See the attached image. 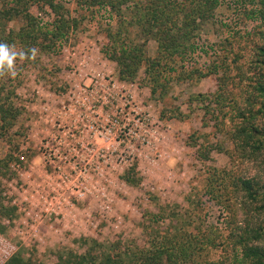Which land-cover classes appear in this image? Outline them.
Listing matches in <instances>:
<instances>
[{"label": "rangeland", "instance_id": "obj_1", "mask_svg": "<svg viewBox=\"0 0 264 264\" xmlns=\"http://www.w3.org/2000/svg\"><path fill=\"white\" fill-rule=\"evenodd\" d=\"M60 1L66 18L79 21L77 28L71 26L66 40L59 43L58 51L50 54L38 53L21 59L19 48L10 49V55H18H12L13 69L1 79L9 83L12 72L18 73L21 80L15 86V102L21 113L9 130L11 140L0 141L4 149L10 141L7 147L21 161L18 168H11L16 176L1 178L3 194L10 200L16 198L21 208L11 219L0 217V264L16 252L25 259L30 258L33 264H53L57 254H83L90 247L91 251L108 252L117 241L142 246L147 244V237L156 232L183 233L184 229L198 232L197 236L211 230L220 234L215 239L218 243L203 248L199 258L206 264H232L233 252L239 250L234 234L245 226L252 211L249 206V211L244 212L241 198L231 214L207 196L208 170L229 168L230 159L224 151L213 149L210 159L201 161L196 147L187 143L188 135L195 132L199 135L198 143L207 140L223 148L233 147L229 138L216 129L214 120L203 126L206 118L201 106L189 101L195 94L212 93L217 87V73L199 80L175 78L161 100L151 96L142 65L131 80L136 84L133 100L121 107L122 100L118 98L107 112L110 118L126 120L129 125L140 117L147 131L143 133L140 128L139 133L149 142L141 143L133 133H126L129 127L135 132L138 127H114L108 137L92 133L87 127V136L79 146L85 150L83 146L87 142V156L57 158L50 162L43 157L41 141L53 131V122L58 119L53 110L60 106V94L73 84L84 86L87 83L90 87L88 84L97 73L109 72L118 78L117 63L106 57L102 49L107 42L105 30L117 28V17L110 15L107 9H86L77 0ZM257 2L219 0L212 17L200 22L189 41L194 48L187 56L190 65L202 68L219 60L218 56L230 61L234 52L239 53L237 62L242 65L253 61L250 38H256L254 29L259 24V17L252 13L256 6L259 7ZM129 7L123 9L128 20ZM32 12L38 16L40 24L47 27L54 19L48 8L37 10L33 6ZM20 23L14 20L9 24L17 28ZM139 34L138 26L132 23L123 32V41L140 40ZM156 45L153 39H148L145 55L154 56ZM222 49L227 52L222 54ZM235 71L233 68L231 73ZM12 83L15 84V80ZM169 107H178L188 115L182 120L161 118V110ZM147 113L150 114L148 121L142 118V114ZM104 120V113H101L96 124ZM134 156L142 176L138 187L129 186L120 177ZM244 165L246 173L264 177L258 161H248ZM53 166H59L60 174L54 172ZM145 211H163V215L157 222L150 223ZM260 219L264 220V214L252 218L249 226L263 225ZM258 244L264 245V234Z\"/></svg>", "mask_w": 264, "mask_h": 264}, {"label": "trees", "instance_id": "obj_2", "mask_svg": "<svg viewBox=\"0 0 264 264\" xmlns=\"http://www.w3.org/2000/svg\"><path fill=\"white\" fill-rule=\"evenodd\" d=\"M129 1L77 0L86 9H107L110 15L117 17V28L114 31L110 28L105 30L107 42L102 49L106 57L117 63L119 80H133L139 68L144 65L145 82L150 87L151 96L162 100L170 82L175 78L199 80L212 73L218 74L217 87L212 93L195 94L189 101L201 106L206 118L203 119V126H208L209 121L214 120L216 129L229 138L233 147L223 148L220 144H212L207 140L206 143H198L199 135L195 132L188 135L187 143L196 147L201 161L209 160L213 149L224 151L229 157V168L212 167L208 170L205 191L209 198H213L231 214H234L236 203L241 198L244 212L249 211L250 206L251 217L234 234L239 250H234L231 263L264 264V245L258 244L263 239L264 224L249 226L252 218L264 214V177L246 173L244 165L248 161H258L264 171V0H258L259 7L252 10L259 17V24L254 29L256 38H250L255 59L245 66L237 62L239 53L234 52L230 61L218 56L219 60L202 68L190 65L187 59L190 50L194 49L189 41L200 22L212 17L219 0ZM33 6L37 10L48 8L53 13L54 19L49 27L40 24V19L32 12ZM127 7L131 9L130 21L123 15V9ZM65 15V8L60 0H0V45L6 46L8 50L19 48L21 59L38 53L58 51L59 43L66 40L70 27L77 28L79 23L75 18L68 19ZM14 20L21 22L17 28L9 24ZM132 23L138 26L139 36L142 38L125 43L122 34ZM148 39H153L157 44L152 57L144 53ZM224 52H227L226 49H222V54ZM17 61L15 58L14 64ZM233 68L236 70L234 74L231 73ZM12 69L13 63L11 70L0 65V141L11 140L9 130L21 113L15 102V86L21 81L18 73L10 72L9 83L1 80ZM14 80L15 84L12 83ZM187 115L178 107L163 108L160 114L163 119L181 120ZM9 144L10 141L7 146ZM7 146L6 149L0 146V217L11 219L17 206L3 194L1 178L16 176V171L11 169L12 164L21 161ZM120 177L129 186L138 187L141 184L142 176L136 157L132 158ZM162 212L145 211L144 215L150 217L151 223L157 222L162 217ZM146 227L145 233L148 236ZM233 233L234 231L231 235ZM197 235L198 232L190 233L185 229L183 233L156 232L147 237V244L142 246L117 241L108 252L91 251L90 247L83 254H57L53 264H206L200 260V252L208 245L215 246L218 243L215 239L221 235L212 230ZM2 264L33 262L16 252Z\"/></svg>", "mask_w": 264, "mask_h": 264}, {"label": "built area", "instance_id": "obj_3", "mask_svg": "<svg viewBox=\"0 0 264 264\" xmlns=\"http://www.w3.org/2000/svg\"><path fill=\"white\" fill-rule=\"evenodd\" d=\"M89 83L90 87L87 86V83L84 86L73 84L60 94V106L53 110L58 119L53 122V131L48 136H43L41 141L43 145L41 152L47 161L50 162V160L57 158L70 159L72 157L84 158L87 156V142L83 146L85 150L79 147L82 144L83 137L87 136V127H89V131H92V133L97 132L102 137H108L114 127L119 129L121 126L126 127L127 125L134 128L138 127L136 132L129 127L126 133H133L135 139L140 140L141 143L149 142L145 136H141L139 133L140 128L144 130L143 133L147 131L144 128V120L140 121V117L134 120V124L129 125L126 120L122 121L115 117L110 118L107 112V108H110L119 99L122 100L123 106L121 107L126 106L133 100L135 96L133 92L136 91V84L133 81L119 80L108 72L107 74H95ZM120 109L122 110V108ZM101 113H104L105 120L102 124H96ZM149 115V113L142 114V118L148 121ZM133 135L131 136L133 137ZM20 158L22 160L23 156H20ZM19 164L13 163L12 167L18 168ZM53 167L54 172L60 174L59 166ZM82 169L83 171L86 170V168ZM82 169H79V171L83 172ZM45 173L50 175L48 172ZM11 203L15 204L18 210L21 208L18 206L21 203H18L16 198H13Z\"/></svg>", "mask_w": 264, "mask_h": 264}, {"label": "clouds", "instance_id": "obj_4", "mask_svg": "<svg viewBox=\"0 0 264 264\" xmlns=\"http://www.w3.org/2000/svg\"><path fill=\"white\" fill-rule=\"evenodd\" d=\"M12 55H15V53H12ZM12 55H9V50L6 46L0 45V65L5 66L9 70H11V68H12Z\"/></svg>", "mask_w": 264, "mask_h": 264}]
</instances>
